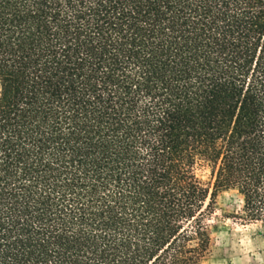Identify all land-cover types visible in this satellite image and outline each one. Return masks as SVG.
Segmentation results:
<instances>
[{
    "label": "trees",
    "instance_id": "1",
    "mask_svg": "<svg viewBox=\"0 0 264 264\" xmlns=\"http://www.w3.org/2000/svg\"><path fill=\"white\" fill-rule=\"evenodd\" d=\"M227 190L264 232V0H0V264H199Z\"/></svg>",
    "mask_w": 264,
    "mask_h": 264
},
{
    "label": "rangeland",
    "instance_id": "2",
    "mask_svg": "<svg viewBox=\"0 0 264 264\" xmlns=\"http://www.w3.org/2000/svg\"><path fill=\"white\" fill-rule=\"evenodd\" d=\"M208 181L206 167L198 171ZM240 198L234 190L221 191L209 216V253L199 264H264V232L258 224L236 218Z\"/></svg>",
    "mask_w": 264,
    "mask_h": 264
}]
</instances>
